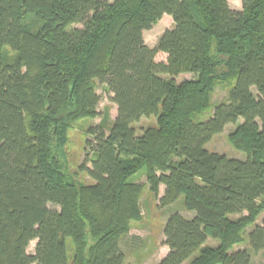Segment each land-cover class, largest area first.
Instances as JSON below:
<instances>
[{"label": "trees", "instance_id": "obj_1", "mask_svg": "<svg viewBox=\"0 0 264 264\" xmlns=\"http://www.w3.org/2000/svg\"><path fill=\"white\" fill-rule=\"evenodd\" d=\"M165 13L173 27L149 47L142 32ZM98 83L116 116L88 127L84 184L64 147L98 115ZM217 85L226 96L204 116ZM228 123L245 158L206 148ZM141 171L158 206L193 212L168 214L158 264H250L264 250V0H0V264H128L119 241L142 219Z\"/></svg>", "mask_w": 264, "mask_h": 264}, {"label": "rangeland", "instance_id": "obj_2", "mask_svg": "<svg viewBox=\"0 0 264 264\" xmlns=\"http://www.w3.org/2000/svg\"><path fill=\"white\" fill-rule=\"evenodd\" d=\"M112 1V0H109ZM230 7L236 10L242 8V0H227ZM74 26H80L75 24ZM173 27V21L170 15L163 14L161 18L152 24L149 29L143 30L142 36L146 45L153 47L156 45L161 34L166 30ZM165 58L163 53H158L156 59L162 60ZM193 77L192 73L180 74L176 80L180 82L184 79ZM227 86L217 85L211 94L212 107L204 114L207 115L211 112L214 104L221 101L226 96ZM98 94L97 112L98 115L94 118H85L76 121L67 130V141L64 147L65 157L67 161V168L73 175L75 181L84 184L92 183L93 180L88 176L83 166H91L89 157L91 156L90 149L87 145V140L92 141V136L88 132V127L97 126L100 123L108 127L116 116V105L111 100L112 93L107 90L103 83H98L96 86ZM242 120L239 119L238 122ZM156 122L155 116H143L138 121L133 123L136 133L140 134L143 129ZM235 124L228 123L224 129L213 136V138L206 144L209 151L224 153L228 157L242 159L245 154L235 149L228 141V134L234 129ZM107 130L105 129V132ZM88 156V157H87ZM87 158V159H86ZM134 181H139L143 184V191L140 197V207L142 219L140 221H131L128 234L122 237L119 241L121 250L125 254V262L128 264H158L160 259L168 252V247L163 244L164 235L162 232L165 220L170 212L179 211L184 217H191L193 212L185 210L181 205V200H177L169 206H158V200L149 191L148 184L146 183L144 171L138 172L131 177ZM164 186L159 185L158 196L162 195ZM50 208L58 209V206L49 203ZM264 216V211L259 215L256 224L261 223ZM237 217V215H233ZM250 229L247 228V230ZM36 240H31L27 251L34 252ZM209 243L214 244L213 240H208ZM67 252L71 257L73 254V244L70 239L66 242ZM246 243L235 245L234 250L238 248H247ZM251 254L250 264H264V250L254 253L249 249Z\"/></svg>", "mask_w": 264, "mask_h": 264}]
</instances>
